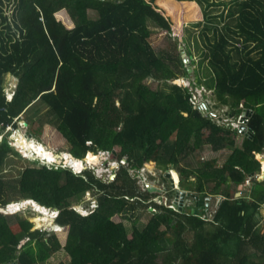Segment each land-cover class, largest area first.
<instances>
[{
	"label": "trees",
	"instance_id": "1",
	"mask_svg": "<svg viewBox=\"0 0 264 264\" xmlns=\"http://www.w3.org/2000/svg\"><path fill=\"white\" fill-rule=\"evenodd\" d=\"M230 3L221 13L224 30L208 38L205 57L215 81L207 83L232 116L252 111V133L217 167L213 159L181 162L207 143L214 150L233 146L239 130L195 108L189 88L171 82L190 74L179 42L187 22L212 28V0H0V132L31 113L33 134L53 125L76 157L109 149L137 167L153 160L161 169L176 167L183 189L223 197L206 219L154 201L157 193L142 191L124 166L110 181L44 164L3 175L16 147L32 152L19 130L8 132L0 141V208L33 200L58 209L55 223L68 233L62 246L28 217L0 211V264H45L60 250L70 257L64 264H160V255L162 264H264V180L256 173L264 151V0ZM150 22L168 33L165 48L153 46ZM8 73L19 79L10 100ZM11 78L9 93L16 86ZM149 78L161 84L152 87ZM249 177L247 192L236 195ZM87 190L98 205L84 215L72 200ZM149 205L155 209L147 223L128 234L123 213Z\"/></svg>",
	"mask_w": 264,
	"mask_h": 264
},
{
	"label": "rangeland",
	"instance_id": "2",
	"mask_svg": "<svg viewBox=\"0 0 264 264\" xmlns=\"http://www.w3.org/2000/svg\"><path fill=\"white\" fill-rule=\"evenodd\" d=\"M212 1L214 2V4L211 6V9H210L211 16H209V19H208L209 20L208 23H210L212 28L210 29L206 28L205 26L206 23H203V22H199V23L187 22L186 23L187 31L185 34V39L179 42L178 51L180 52L181 57L185 60L184 67L185 65L186 67H188L190 74L183 75L184 78H181L182 76H180V78H178L177 80L178 82H181V84L182 83L189 84V86L191 87V96H194L196 107L200 108L201 110L203 109L205 113L211 114L212 119L214 121H217L218 124L224 125L225 127L230 126V129H238L237 127L232 126V124L229 123L230 121L228 122L226 120L227 117H232V114L228 112L230 108L229 105L228 104H218V101L215 96L216 94H215L214 88L212 86H209L207 83V82H212L213 84L215 81L214 74L212 73V70L210 69L208 65V61H207L208 59L205 57L206 51L208 49L207 44L209 43L208 38L214 40L215 37L217 36V29L224 30L223 27L224 25L227 24L226 23L227 20H226V17L224 18L221 16V13L223 12L224 14H226L227 10L231 6V3H230L231 0H212ZM226 1L227 3H224ZM215 25H217V28H214ZM149 26H150V29L152 30L151 41H152L153 46L156 49H159L161 47L165 48L166 45H169V41L167 37L168 33L166 31H164L162 28H160L153 22H150ZM171 40L174 41L175 37L172 36ZM239 43L240 42H238L237 44ZM189 51H191L192 54ZM195 69H196V72H195ZM14 76H15L14 74H11V77L15 78L17 82V78ZM11 77H9V73L5 76L6 93L9 92L10 82L12 79ZM199 79L201 80L198 81ZM171 82L173 83V81ZM148 84L152 87H158V85L161 83L155 79L149 78ZM16 87L17 85L15 86V89ZM239 114L242 115V118H243V111ZM237 115L238 114H235V116ZM29 116L31 118V113L28 115L25 113L21 114L19 117V120H17V126H12V128L8 130L9 133L8 132L7 133L12 134L13 132H16L17 130H19L27 138H31V139H27V141L29 142L27 148L31 150L32 152L28 155L26 152L21 151L18 147L15 146L16 147L15 149H17L18 151V155H14L13 159L9 160L8 164L5 166L3 175H17L20 172V168L22 169L24 165L38 166V165H42L43 163H46L49 167H56L59 165L60 161L58 160H60L61 158L55 157V155L61 152H70V147H71L70 143L51 124L44 123L41 134H38V135L33 134L31 137H28L27 130L30 129V125L28 124L27 120L30 119ZM234 121L237 123L236 120ZM249 133L250 132L246 133L245 131V134H244L238 131V133H236L235 135V144L233 146L228 145L218 150H214L212 146L209 143H207L201 149H198L193 153L194 157L191 158L192 161H190L189 158H186L185 160H182L181 163L187 164L186 161H189L190 163L192 162L193 164H196L197 159L198 160L204 159L205 161L213 159L216 166L221 167L223 163L225 162L226 158L228 157V155H230V153L232 152L233 148L242 146L244 136L246 134L248 135ZM9 138L11 139V136H9ZM42 144L47 149H45L42 146ZM51 152H52L51 158L53 162L49 163L47 159L37 157L39 155L40 156L50 155ZM257 157L260 160V157H262V154H257ZM107 163H108V159L101 160L99 158V161L97 162V167L95 169L104 170L105 169L104 166ZM149 165H150V168H155L153 169V171H156L154 175L155 180L151 178V174H149L148 172H143V173L140 172L139 175H135V177L137 178V179L135 178V182H136V185H138L139 188L142 191H144V188L146 186L144 179L146 178L148 183L152 185L151 187L149 186L150 188L147 187L149 191L157 192V194L159 195V197L156 195L157 202H163V198H160L161 197L160 193H162V190H159V189L165 188V185L167 187V183L172 177L178 185L176 189L185 190L181 187L180 174L178 170L176 169V167L169 168V170L166 169L169 172V175L166 176L165 173L167 171L165 169H160V167L155 163V161L153 160L149 161ZM115 170L116 169H114L113 171ZM109 174L107 175V177L105 176V174L104 176L108 178ZM163 176L167 178H164ZM194 179L195 181H197V176ZM158 180L161 182L158 183ZM247 183L248 182H245L244 184H242L244 186L243 187L241 186L240 190L237 191L239 192V195L241 194L243 195L244 193L247 192L248 187L250 186L251 182L249 183V185ZM187 191H190V190H187ZM170 193H171V196L174 195L173 190ZM175 194L177 195L176 190H175ZM199 195H203V194H199ZM188 196L190 197V195ZM222 198H223L222 196H215V195L211 196V199L209 200V206H205L208 211L206 212V218L207 216L210 217V219L213 217L212 213L214 212V209L216 208V206L218 205V203L221 201ZM194 200L196 203L197 201L195 198L193 199L192 197L191 198L187 197V199L185 200V203H188V202L194 203ZM203 201H204V198H203ZM72 202H73L72 205H74L78 209H84V208L87 209V207L91 205L89 196L87 197L85 193L82 195V198H78V199L74 198ZM33 203L34 202H31V201H25L23 203L24 206L22 207L21 211H19L18 213L25 217H28L29 220L33 222L34 224L33 229H41V230L55 233L61 245L64 246L66 243V235L68 233L67 232L68 230L67 228L66 229L63 228L64 229L63 234H60L54 231V227L56 225L54 223L55 214H52V213L55 210H52V209L44 210L40 207H34ZM147 208H148V211H146L144 208H141L137 210H129V211H126V213L125 212L123 213L122 218H123V222L125 224L128 234L132 233V230L134 229L135 226L142 228L147 223L148 219L151 216L150 215L151 213L149 211H154V209H152L150 206H148ZM208 208H211L210 211ZM189 209L190 208H187L185 206L184 210L186 213L184 212V214L194 213V212L189 211ZM261 209L264 210V203ZM0 211L5 214H12L13 212L11 211H16V210L15 208L8 209V207H6V208H0ZM46 218L49 220L48 224L42 223L40 225L39 223ZM51 223H53L54 226H51L52 225ZM184 236L186 239H191L193 237V232L185 231ZM171 243L172 242L169 241L168 244L169 246L171 245L173 247V243L172 244ZM172 247H169V249ZM163 257L164 256H161V255L159 257L160 264H162ZM69 261H70V257L68 256V254L64 250H60L57 253H55L45 264H64V263H68Z\"/></svg>",
	"mask_w": 264,
	"mask_h": 264
},
{
	"label": "built area",
	"instance_id": "3",
	"mask_svg": "<svg viewBox=\"0 0 264 264\" xmlns=\"http://www.w3.org/2000/svg\"><path fill=\"white\" fill-rule=\"evenodd\" d=\"M186 85H187V87H189V90L191 92V87L189 86V84H186ZM14 90H15V88H14ZM14 90L11 93H9V92L7 93V97H8L9 100L12 98V96L14 94ZM190 101L192 102L193 106L195 108H197L196 105H195L194 96H191L190 97ZM202 111H203V109H202ZM203 112L205 113V111H203ZM17 119L19 120L18 117H17ZM226 120L228 122L230 121L229 123L232 124V126L239 128L240 127V124L242 123V115L238 114L237 116L227 117ZM234 120H236L237 123ZM10 128H12V125L9 124V125L6 126V128H5V130L3 132H0V141L5 137L6 130H8ZM262 155L264 157V151L262 152ZM99 158L101 160L108 159V163L104 166L105 167L104 170H97V169H95L97 167V162L99 161ZM81 160L83 162V165L82 166H80L79 164H77L75 161L73 162L70 159L69 162L63 161L62 163H59V165L56 166V168L57 167H70L72 169V171L73 172H76L77 174H83L82 173V168L83 167L84 168H90V169H93V173L97 177L101 178L104 181H110L115 176L116 171L120 168V166H124V167L127 168L128 172L130 173V175L133 178H136L135 175H139L140 172L141 173L148 172L149 174H151V178H153L155 180L154 175H155V172L156 171H153V169H155V168H150V165H149V161H151V160L146 161L142 166L137 167V166H134L132 164H129V162L127 161V158L126 157H123L121 159L117 158V156L115 154H112V151L109 150V149H100V150H98V152L96 154H93V155L89 154V155H87L86 157H84ZM146 164H148L149 166L146 165ZM114 169H116V170L113 171ZM262 169H264V166H262ZM109 173H111V174H109ZM104 174H105L106 177L109 174V177L110 178L109 177L106 178L104 176ZM263 174L264 173H257V178L264 179V175ZM165 178H167V177H165ZM144 181H145V184H146L144 190L145 189H148V188H150L152 186L150 183H148V181L146 180V178L144 179ZM159 182H161V181L158 180V183ZM246 182H248L247 184H249L251 182L250 177L246 179ZM177 187H178V185L175 182V180L174 179L173 180L170 179L168 181V183H167V187L165 185V188L159 189V190H162V193H160V196H161L160 198H163V202H158V203H164V204H166L169 207L175 208V206H176L175 205L176 204L175 203L176 202L175 195L171 196L170 191L171 190H176ZM85 194H86L87 197L89 196V200H90V203H91V205H89L87 207V209H85V208L84 209H78L74 205H72V206L75 209H77L80 213H82L84 215H87V214L91 213L92 211H94V209H96V207L98 205V202H97L96 197L94 195L92 196V191L91 190H87L85 192ZM156 195L159 197L158 194H156ZM156 195L153 197L155 200L153 198H151V199H153L154 201H156V198H157ZM91 199H92V201H91ZM148 201H150V199ZM149 206L152 209H155V207L153 205H149ZM7 207H8V209H10V208H13L14 209L15 207H17L19 209L18 205H15V204H10ZM15 210H16V208H15ZM11 212H15V211H11ZM57 214H58V211H56L55 215H57Z\"/></svg>",
	"mask_w": 264,
	"mask_h": 264
},
{
	"label": "water",
	"instance_id": "4",
	"mask_svg": "<svg viewBox=\"0 0 264 264\" xmlns=\"http://www.w3.org/2000/svg\"><path fill=\"white\" fill-rule=\"evenodd\" d=\"M252 114V111L250 110V109H247V108H245L244 110H243V118H242V123H241V125H240V127H239V131L241 132V133H244L245 134V131H246V133L247 132H250V133H252V130H251V128L247 125V121H248V119H249V117H250V115ZM26 124H27V122H26ZM28 134L29 135H31V132L28 130ZM176 171V170H175ZM258 172H259V170H258ZM263 172H264V169H263ZM165 175L166 176H168L169 175V172L167 171L166 173H165ZM251 178H253V177H251ZM242 186V184L241 185H239V187H241ZM176 193H177V195H179V201H177V203H178V206H179V208L180 209H182V207H183V198L185 197V195L187 194V195H190V196H193V197H195V198H200V199H203L204 198V196L203 195H197L195 192H193V191H186V190H181V189H176ZM236 195H239V192H236ZM206 199L207 200H209L210 199V197L208 196V197H206ZM176 203V202H175ZM208 204V203H207ZM202 205V204H201ZM189 211H191V212H194L195 214L197 213V208H195V209H193V211L191 210V209H189Z\"/></svg>",
	"mask_w": 264,
	"mask_h": 264
},
{
	"label": "clouds",
	"instance_id": "5",
	"mask_svg": "<svg viewBox=\"0 0 264 264\" xmlns=\"http://www.w3.org/2000/svg\"><path fill=\"white\" fill-rule=\"evenodd\" d=\"M182 77L181 78H184L183 77V75H181ZM14 77H16L17 78V82H18V77L17 76H14ZM178 78H180V76L178 77ZM178 78H175L174 80H173V82L174 83H177V84H180V85H183V86H185V87H187V85L185 84V83H182L181 84V82H178ZM17 82H16V85H17ZM189 88V87H188ZM190 91V90H189ZM6 92V91H5ZM14 92H15V90H14ZM7 94V93H6ZM13 97V96H12ZM15 119H17V118H15ZM18 120V119H17ZM239 129V128H238ZM5 130V129H4ZM9 130V129H8ZM8 130H6V133L8 132ZM30 131V130H29ZM31 132V131H30ZM33 135V133L31 132V135H29L28 134V130H27V136L28 137H31ZM29 139H31V138H29ZM71 153V152H70ZM97 153V152H96ZM96 153H88L87 155H89V154H91V155H93V154H96ZM58 154V153H57ZM72 154V153H71ZM51 155H52V152H51ZM73 155V154H72ZM87 155H85V156H83V157H76V156H74L73 155V157L74 158H76V159H83L84 157H86ZM261 158H263V157H261ZM51 159V161L50 162H53V160H52V158H50ZM54 160H56V159H54ZM58 161H60V163H62L63 161H65V159H60V160H58ZM146 161H149V160H146ZM145 161V162H146ZM49 162V161H48ZM49 162V163H50ZM65 162H69V161H65ZM144 162V163H145ZM143 163V164H144ZM44 165H47L46 163H43ZM142 164V165H143ZM260 164H261V162H260ZM141 165V166H142ZM48 166V165H47ZM140 167V166H139ZM53 168H55L56 169V167H53ZM57 168H66V169H69V170H71L72 171V169L70 168V167H57ZM85 170H90V171H92L93 172V169H90V168H82V173H84V171ZM169 170V169H168ZM167 171V170H166ZM73 172V171H72ZM74 173H76V172H74ZM256 173H264L263 172V169H262V164H261V166H260V169H259V172H256ZM77 174V173H76ZM116 175V174H115ZM113 179V178H112ZM173 178H171V180H172ZM258 179V178H257ZM259 180H264V179H259ZM249 185V184H248ZM244 185H242V187H243ZM240 188V187H239ZM186 190V189H185ZM187 191V190H186ZM86 192V191H85ZM92 195H93V193H92ZM96 197V196H95ZM26 201H31V202H34L33 200H26ZM25 201H19V202H14V203H11V204H15V205H18V207H19V209L17 208V207H15L16 208V211L15 212H13V213H17V212H19V211H21V209H22V207L24 206L23 205V203H24ZM35 203V202H34ZM10 205V204H9ZM39 206H41V205H39ZM44 207V206H43ZM171 208H173V207H171ZM48 209H50V208H48ZM173 209H175V208H173ZM211 209V208H210ZM210 209H209V211H210ZM52 210H55V211H58V214H59V210L58 209H52ZM215 210V209H214ZM211 213V212H210ZM58 214L57 215H55V219H56V217L58 216ZM213 214V213H212ZM204 218H206V217H204ZM206 219H210V217H208L207 216V218ZM54 223H55V221H54ZM56 224V223H55ZM56 227H60V228H63V227H61V226H59V225H55ZM56 232V231H55Z\"/></svg>",
	"mask_w": 264,
	"mask_h": 264
},
{
	"label": "flooded vegetation",
	"instance_id": "6",
	"mask_svg": "<svg viewBox=\"0 0 264 264\" xmlns=\"http://www.w3.org/2000/svg\"><path fill=\"white\" fill-rule=\"evenodd\" d=\"M172 191V190H171ZM170 191V192H171ZM174 191V195H175V199H176V206H175V210H177V211H179V212H184L185 210H184V208H185V206L187 207V208H190L192 211H193V209H195V208H197V213L196 214H199L200 216H202L203 218L204 217H206V212H208L207 211V209H206V207H205V209H206V212L203 210V206H209V200L211 199V196H209L210 197V199L209 200H207L206 199V197H208V196H204V201H203V199H200L199 197L198 198H195V197H193V196H188V195H186L184 198H183V207H182V209H180L179 208V206H178V203H177V201H179V195H176L175 194V190H173ZM171 194V193H170ZM197 195H199V194H197ZM187 197L188 198H195L196 199V203H195V200H194V203H191V202H188V203H185V200L187 199ZM203 202H205V203H203ZM208 203V204H207ZM202 204V205H201ZM208 209H210V208H208ZM201 210V211H200ZM201 213H200V212Z\"/></svg>",
	"mask_w": 264,
	"mask_h": 264
},
{
	"label": "bare ground",
	"instance_id": "7",
	"mask_svg": "<svg viewBox=\"0 0 264 264\" xmlns=\"http://www.w3.org/2000/svg\"><path fill=\"white\" fill-rule=\"evenodd\" d=\"M22 133V132H21ZM23 134V133H22ZM23 136L25 137V139H29V138H27L24 134H23ZM42 146H43V144H42ZM38 158H45V159H47L49 162L51 161V157H52V155L50 154V155H46V156H37ZM55 157H58V158H62V159H65V161H69L70 159H73V160H75L76 161V163L77 164H79L80 166H82L83 165V162L81 161V163H79V161L76 159V158H74L73 157V155L70 153V152H68L66 155H63V154H61V153H58L57 155H55ZM34 207H38L37 205H34ZM42 209H46L45 207H41ZM48 210H50V209H48ZM56 213V211H54L52 214H55ZM37 225V224H36ZM54 226V225H53ZM59 228L58 227H54V230H58Z\"/></svg>",
	"mask_w": 264,
	"mask_h": 264
},
{
	"label": "crops",
	"instance_id": "8",
	"mask_svg": "<svg viewBox=\"0 0 264 264\" xmlns=\"http://www.w3.org/2000/svg\"><path fill=\"white\" fill-rule=\"evenodd\" d=\"M17 84H18V82H17ZM259 154H262V152ZM262 157H263V155H262ZM260 162H261L262 166H264V157L263 158L260 157ZM256 172H258V170ZM261 213L263 214V217H264V210L263 209H261ZM63 228H65V229L67 228V230H68V227H63ZM66 237H67V235H66Z\"/></svg>",
	"mask_w": 264,
	"mask_h": 264
}]
</instances>
